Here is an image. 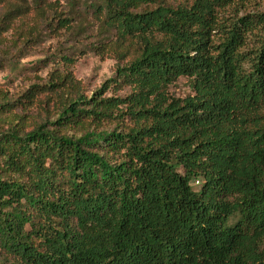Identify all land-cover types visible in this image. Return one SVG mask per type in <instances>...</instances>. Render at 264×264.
I'll return each mask as SVG.
<instances>
[{
  "label": "trees",
  "instance_id": "16d2710c",
  "mask_svg": "<svg viewBox=\"0 0 264 264\" xmlns=\"http://www.w3.org/2000/svg\"><path fill=\"white\" fill-rule=\"evenodd\" d=\"M87 1L114 75L0 96V260L264 264V0Z\"/></svg>",
  "mask_w": 264,
  "mask_h": 264
},
{
  "label": "rangeland",
  "instance_id": "374dc122",
  "mask_svg": "<svg viewBox=\"0 0 264 264\" xmlns=\"http://www.w3.org/2000/svg\"><path fill=\"white\" fill-rule=\"evenodd\" d=\"M9 1L14 6L19 3ZM28 2L23 5H28L27 11L15 13L6 31L0 30V96L17 99L31 86L43 85L50 76L67 71L82 81L90 94L114 75V59L94 49L98 43L108 41L113 33H105L100 27L91 13L89 1L46 0L51 6L43 10ZM5 9L8 6L0 12ZM247 9L249 12L264 10V1L251 4ZM54 16L66 18V24L56 26ZM169 91L180 98L190 95L191 80L180 77ZM123 94L124 91L119 92ZM0 264H12V261L0 260Z\"/></svg>",
  "mask_w": 264,
  "mask_h": 264
}]
</instances>
